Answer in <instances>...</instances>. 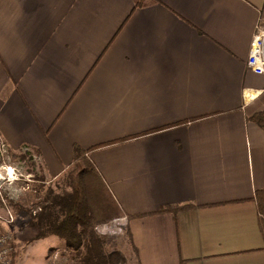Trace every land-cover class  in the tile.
I'll list each match as a JSON object with an SVG mask.
<instances>
[{
  "label": "crops",
  "instance_id": "obj_1",
  "mask_svg": "<svg viewBox=\"0 0 264 264\" xmlns=\"http://www.w3.org/2000/svg\"><path fill=\"white\" fill-rule=\"evenodd\" d=\"M259 23L264 0H0V139L46 180L89 164L137 264H264Z\"/></svg>",
  "mask_w": 264,
  "mask_h": 264
},
{
  "label": "rangeland",
  "instance_id": "obj_2",
  "mask_svg": "<svg viewBox=\"0 0 264 264\" xmlns=\"http://www.w3.org/2000/svg\"><path fill=\"white\" fill-rule=\"evenodd\" d=\"M0 150L4 152L2 154L0 151V194L6 203L5 205L0 198V235L5 232L12 235L13 264H40L45 256V264H82L76 253L66 248L58 237L38 240L39 229L34 225L37 219L20 212L23 209L36 216V213L50 205L56 196L72 192V187H68L69 174L58 180H46L35 153L27 149H21L19 152L9 151L1 139ZM81 164L91 170L89 164ZM127 229L121 236L104 238L105 252H119L126 258V264H130L131 260L137 264L135 253L129 244H126ZM123 245L128 248L123 249Z\"/></svg>",
  "mask_w": 264,
  "mask_h": 264
},
{
  "label": "trees",
  "instance_id": "obj_3",
  "mask_svg": "<svg viewBox=\"0 0 264 264\" xmlns=\"http://www.w3.org/2000/svg\"><path fill=\"white\" fill-rule=\"evenodd\" d=\"M251 120L264 130V112L254 115ZM81 155L82 152L76 150L77 158ZM70 173L68 187H72V192L56 196V200L41 208L36 216L23 209L20 212L37 219L34 225L39 229L38 240L58 237L66 248L76 253L82 264H126L121 253L105 252L106 240L95 232L96 226L120 218L123 213L85 165H77ZM256 199L259 212L264 215V191H258ZM168 210L163 208L160 212ZM128 218L130 221L131 217Z\"/></svg>",
  "mask_w": 264,
  "mask_h": 264
},
{
  "label": "built area",
  "instance_id": "obj_4",
  "mask_svg": "<svg viewBox=\"0 0 264 264\" xmlns=\"http://www.w3.org/2000/svg\"><path fill=\"white\" fill-rule=\"evenodd\" d=\"M247 66L253 73L264 76V23H259L256 27ZM3 153L4 152H2V154ZM0 198L6 205L2 194H0ZM129 224V218L123 216L114 219L107 224L96 226L95 232L102 238L121 236L125 234ZM12 251V235L5 232L0 235V264H13Z\"/></svg>",
  "mask_w": 264,
  "mask_h": 264
}]
</instances>
